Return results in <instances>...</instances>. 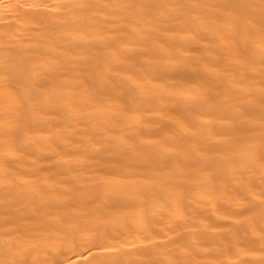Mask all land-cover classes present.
Instances as JSON below:
<instances>
[{
	"label": "bare ground",
	"instance_id": "1",
	"mask_svg": "<svg viewBox=\"0 0 264 264\" xmlns=\"http://www.w3.org/2000/svg\"><path fill=\"white\" fill-rule=\"evenodd\" d=\"M0 264H264V0H0Z\"/></svg>",
	"mask_w": 264,
	"mask_h": 264
}]
</instances>
